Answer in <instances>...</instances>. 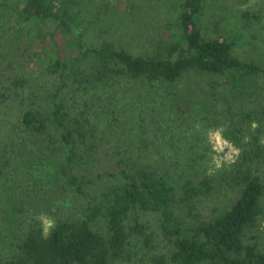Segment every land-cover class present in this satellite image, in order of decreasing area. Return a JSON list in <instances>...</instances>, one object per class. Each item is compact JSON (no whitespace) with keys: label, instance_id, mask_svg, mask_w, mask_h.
<instances>
[{"label":"trees","instance_id":"16d2710c","mask_svg":"<svg viewBox=\"0 0 264 264\" xmlns=\"http://www.w3.org/2000/svg\"><path fill=\"white\" fill-rule=\"evenodd\" d=\"M0 264H264V0H0Z\"/></svg>","mask_w":264,"mask_h":264},{"label":"clouds","instance_id":"9594fccd","mask_svg":"<svg viewBox=\"0 0 264 264\" xmlns=\"http://www.w3.org/2000/svg\"><path fill=\"white\" fill-rule=\"evenodd\" d=\"M215 139L217 140L218 143L220 142L219 133H216ZM220 150L222 151V148ZM225 159H226V157H225ZM213 162L216 164L217 168H219L221 166L220 161L217 160L216 158L213 159ZM38 219H40L43 223V229H44L45 235H47L49 233L50 229L55 227V222L51 218L47 217L46 215H41L40 217H38Z\"/></svg>","mask_w":264,"mask_h":264},{"label":"rangeland","instance_id":"374dc122","mask_svg":"<svg viewBox=\"0 0 264 264\" xmlns=\"http://www.w3.org/2000/svg\"><path fill=\"white\" fill-rule=\"evenodd\" d=\"M35 79L32 82V85H35ZM213 141L214 144L216 146V148H218L219 150L222 148V150H225L226 155L230 158H233L236 155V151L228 144L225 143V141L222 140V138L220 137V142L218 143L217 140L215 139V135L213 136Z\"/></svg>","mask_w":264,"mask_h":264}]
</instances>
